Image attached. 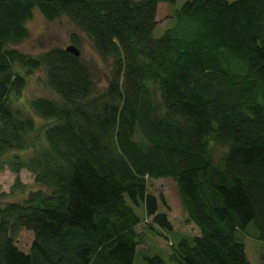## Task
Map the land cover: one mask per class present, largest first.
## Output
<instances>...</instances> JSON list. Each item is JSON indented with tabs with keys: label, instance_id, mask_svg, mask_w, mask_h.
I'll list each match as a JSON object with an SVG mask.
<instances>
[{
	"label": "trees",
	"instance_id": "16d2710c",
	"mask_svg": "<svg viewBox=\"0 0 264 264\" xmlns=\"http://www.w3.org/2000/svg\"><path fill=\"white\" fill-rule=\"evenodd\" d=\"M162 3L173 0H0V170L37 186L0 206V264H133L142 221L171 230L147 190L157 178L198 231L171 244L174 264H250L237 236L250 222L264 243V0L185 1L154 37ZM34 10L91 39L106 84L64 48L12 47ZM36 69L56 99L23 97Z\"/></svg>",
	"mask_w": 264,
	"mask_h": 264
},
{
	"label": "rangeland",
	"instance_id": "374dc122",
	"mask_svg": "<svg viewBox=\"0 0 264 264\" xmlns=\"http://www.w3.org/2000/svg\"><path fill=\"white\" fill-rule=\"evenodd\" d=\"M188 0H173L171 7L166 3L159 5L156 14V26L153 28L154 37L161 36L165 29L171 25L168 19L171 8H178ZM231 1V0H229ZM27 37L17 44L12 45L23 54L37 56L40 53L53 47L65 48L73 44L72 38L76 36L79 40L77 49L80 57L87 64L94 75L97 89L106 84L110 70V62L104 61L95 51L91 39L80 31L68 18L59 16L51 21L46 20L43 15L34 10L30 19L25 22ZM21 72L22 69H19ZM25 86L23 97L30 99L33 97H48L56 99L54 92L46 84V75L43 69H36L31 73L24 74ZM37 127L44 123L43 120L34 116ZM41 136V134H40ZM22 189L13 187L15 174L7 167L0 170V206L7 201H19L27 195L30 190L36 189L31 173L25 169L19 172ZM149 193L158 199V211L164 212L171 224V230L165 231L156 225L149 228L148 222L142 221L137 226V231L143 234L142 242L137 246L133 264H149L148 258L154 255L161 256L166 264H174L168 259L171 244L184 236L191 237L197 235L196 227L187 220L186 214L181 206L175 183L169 178L149 179L147 183ZM134 211L141 218H145V211L140 204L134 207ZM255 227L250 222L245 231L237 233L238 239L244 243L245 254L250 264H262L264 261V243L254 236ZM20 247H26L30 237L25 232L20 231L17 235Z\"/></svg>",
	"mask_w": 264,
	"mask_h": 264
},
{
	"label": "water",
	"instance_id": "95a60500",
	"mask_svg": "<svg viewBox=\"0 0 264 264\" xmlns=\"http://www.w3.org/2000/svg\"><path fill=\"white\" fill-rule=\"evenodd\" d=\"M64 50L77 57L80 55L79 50L73 44L67 45Z\"/></svg>",
	"mask_w": 264,
	"mask_h": 264
}]
</instances>
